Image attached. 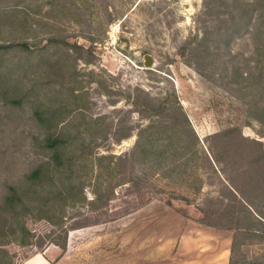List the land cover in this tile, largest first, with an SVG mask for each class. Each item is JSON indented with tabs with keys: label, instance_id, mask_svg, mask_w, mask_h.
<instances>
[{
	"label": "rangeland",
	"instance_id": "rangeland-1",
	"mask_svg": "<svg viewBox=\"0 0 264 264\" xmlns=\"http://www.w3.org/2000/svg\"><path fill=\"white\" fill-rule=\"evenodd\" d=\"M0 240L9 264H264V0H0Z\"/></svg>",
	"mask_w": 264,
	"mask_h": 264
},
{
	"label": "trees",
	"instance_id": "trees-1",
	"mask_svg": "<svg viewBox=\"0 0 264 264\" xmlns=\"http://www.w3.org/2000/svg\"><path fill=\"white\" fill-rule=\"evenodd\" d=\"M44 144H45V146L46 147H51L52 149H55L56 148V146L58 145V141L56 140V139H54V140H52V137H51V139H50V137H46L45 139H44ZM144 147H145V144H140L139 145V147H138V149L136 150V153H138V151H139V154H141V155H143V159H145L146 157H147V154L145 153V151H142V149L144 150ZM141 150V151H140ZM134 153V152H133ZM133 153H132V155H133ZM139 154H137V155H139ZM206 156H210L209 157V159H211L213 162H215L216 160L214 159V156L212 155V152L210 151V150H208V151H206ZM55 156L56 157H58V154H55ZM136 155H134L133 157H135ZM118 159H120V158H118ZM38 177V172H36V171H33L28 177H27V179H35V178H37ZM228 184V183H227ZM228 186V188L233 192V194L235 195V196H237L238 198H240V201L242 202V203H246V199H245V197H244V194L242 193V191L240 190V189H238L234 184H232V183H230L229 182V184L227 185ZM113 192L114 191H112V189L110 190V191H107V193L108 194H110V195H113ZM18 194V191L15 189V188H13V187H11V188H9V193H8V195L4 198V203H3V205L5 206V207H9V208H11V209H13L12 211H14L15 209H16V207H15V205H17V203H18V200H17V198H16V195ZM143 200V199H142ZM93 201V200H92ZM17 202V203H16ZM141 203H143V201L141 202ZM140 203V204H141ZM169 205V204H168ZM204 205V203L202 202L201 203V206H203ZM141 206V205H140ZM196 206V205H195ZM135 208L136 207H134L133 209L135 210ZM197 208V210L200 212V213H202L203 215H204V210H203V208L202 207H196ZM15 217H16V215H11V219H13V220H16L15 219ZM204 224V223H203ZM205 226H208V227H212V228H215L214 226H211V225H209V224H205ZM2 246H3V243H2V241L0 240V264H9V263H7L8 261H5V259H3V256H2V253H4V250H3V248H2Z\"/></svg>",
	"mask_w": 264,
	"mask_h": 264
},
{
	"label": "bare ground",
	"instance_id": "bare-ground-1",
	"mask_svg": "<svg viewBox=\"0 0 264 264\" xmlns=\"http://www.w3.org/2000/svg\"><path fill=\"white\" fill-rule=\"evenodd\" d=\"M37 258H40V256L38 255Z\"/></svg>",
	"mask_w": 264,
	"mask_h": 264
},
{
	"label": "crops",
	"instance_id": "crops-1",
	"mask_svg": "<svg viewBox=\"0 0 264 264\" xmlns=\"http://www.w3.org/2000/svg\"><path fill=\"white\" fill-rule=\"evenodd\" d=\"M40 256V258H42V256L41 255H39Z\"/></svg>",
	"mask_w": 264,
	"mask_h": 264
}]
</instances>
